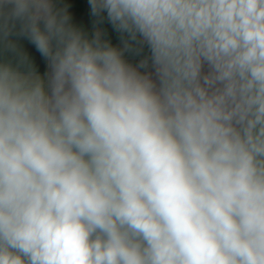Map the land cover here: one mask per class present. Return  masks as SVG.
I'll use <instances>...</instances> for the list:
<instances>
[{
  "label": "clouds",
  "instance_id": "clouds-1",
  "mask_svg": "<svg viewBox=\"0 0 264 264\" xmlns=\"http://www.w3.org/2000/svg\"><path fill=\"white\" fill-rule=\"evenodd\" d=\"M0 264H264V0H0Z\"/></svg>",
  "mask_w": 264,
  "mask_h": 264
}]
</instances>
